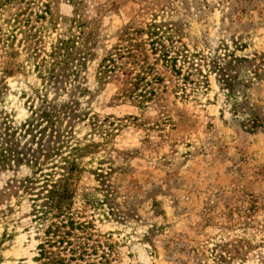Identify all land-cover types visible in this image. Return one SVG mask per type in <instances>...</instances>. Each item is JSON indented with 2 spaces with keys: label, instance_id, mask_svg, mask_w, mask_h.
Returning <instances> with one entry per match:
<instances>
[{
  "label": "rangeland",
  "instance_id": "obj_1",
  "mask_svg": "<svg viewBox=\"0 0 264 264\" xmlns=\"http://www.w3.org/2000/svg\"><path fill=\"white\" fill-rule=\"evenodd\" d=\"M50 9L0 40V264H264V0Z\"/></svg>",
  "mask_w": 264,
  "mask_h": 264
},
{
  "label": "trees",
  "instance_id": "obj_2",
  "mask_svg": "<svg viewBox=\"0 0 264 264\" xmlns=\"http://www.w3.org/2000/svg\"><path fill=\"white\" fill-rule=\"evenodd\" d=\"M68 1L73 2L75 5H78L80 3V0ZM0 20V40L7 41L11 36L12 39L16 38L17 34L14 33V30H17V32L23 34L24 40L25 42H27V48H30L32 43L35 42L34 39H36L37 35L41 36L49 28H51L52 25H54V18L50 9V0H0ZM153 33L155 32L152 31L151 34ZM69 42L70 44H74L73 39H57L54 46L51 47V52L46 53L45 55L47 56V58L52 59L53 61H55V59L57 58H60V60H58L59 62L57 63L58 65L60 63H65V59L70 58V55L72 54L70 49L73 47V45H69ZM161 52L167 63L169 62L172 65L175 64V60L173 58L167 57L168 55L165 50ZM106 60L113 62L110 53H108L101 60L98 66L101 69L99 72L102 74V76H106L107 72L111 71L110 67H108L109 65L105 64ZM53 61H51V64L53 63ZM173 68L175 73L179 75V69H176L175 67ZM49 70L50 68L48 69V72ZM183 79L187 80L188 78L187 76H183ZM48 199L51 200V198ZM54 207L59 210V215L52 213V211L54 210L52 204L50 202H46L41 206V210L39 208L36 211L37 215H35V217H37L38 220H45L49 215L55 218L61 217L58 222H51L43 234L46 236H48L49 234L55 235L57 238L59 237V239H57L56 241H65L66 243H69V240H67L66 237L70 236L69 233H71V231H73L74 229L80 228L81 224L73 221L68 214L65 215V213H63L61 205H57ZM66 227L68 228V230H65L63 232L61 229ZM49 242L50 239L46 238L45 242L39 244L40 256H44L46 251L44 243Z\"/></svg>",
  "mask_w": 264,
  "mask_h": 264
}]
</instances>
